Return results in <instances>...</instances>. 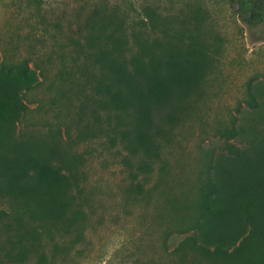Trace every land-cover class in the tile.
Here are the masks:
<instances>
[{"label": "rangeland", "instance_id": "rangeland-1", "mask_svg": "<svg viewBox=\"0 0 264 264\" xmlns=\"http://www.w3.org/2000/svg\"><path fill=\"white\" fill-rule=\"evenodd\" d=\"M99 16L123 20L132 42L133 33L153 39L168 31L184 43L199 36L204 51L202 79L174 120L163 110L153 114L161 134L149 172L139 167L141 154L130 153L125 126L97 105L84 58L76 60L75 42H84ZM25 62L39 84L25 94L15 139L30 138L72 177L77 211L46 228L0 215V264H254L244 253L205 258L177 230L194 217L207 160L227 153V142L263 141L264 22L249 29L233 0H0V65ZM0 209L10 210L5 198ZM23 248L28 258L13 259Z\"/></svg>", "mask_w": 264, "mask_h": 264}, {"label": "trees", "instance_id": "trees-1", "mask_svg": "<svg viewBox=\"0 0 264 264\" xmlns=\"http://www.w3.org/2000/svg\"><path fill=\"white\" fill-rule=\"evenodd\" d=\"M233 1L249 29L264 22V0ZM149 23L154 27L151 18ZM123 26L116 16H99L88 25L84 42H75L74 53L76 60L84 58L83 66L95 80L97 105L108 115L112 112L119 127L125 126L120 131L130 153L141 154L139 167L149 172L158 145L156 136L161 134L153 114L163 110L174 120L177 108L184 104L181 99L202 79L204 51L197 48L199 36L192 35L184 43L176 32L164 31L163 37L150 39L140 31L133 33L132 42ZM38 84L26 62L0 65V198L10 206L6 212L0 209V215L13 217L19 225L35 219L46 228L67 222L63 219L73 204L72 177L62 175L39 149L31 147L30 138L15 139L28 110L25 94ZM250 100L256 103L254 94ZM226 148L227 153L207 160L194 217L177 231L185 234L191 251L205 258L229 261L244 253L254 264H264V138L244 147L227 142ZM12 152L19 153L12 159ZM28 251L18 250L13 259L24 260Z\"/></svg>", "mask_w": 264, "mask_h": 264}]
</instances>
